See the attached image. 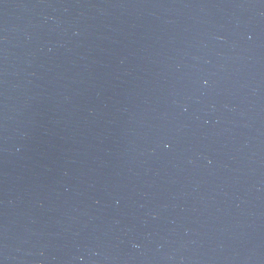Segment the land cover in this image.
<instances>
[{"label": "water", "instance_id": "95a60500", "mask_svg": "<svg viewBox=\"0 0 264 264\" xmlns=\"http://www.w3.org/2000/svg\"><path fill=\"white\" fill-rule=\"evenodd\" d=\"M0 264H264V0H0Z\"/></svg>", "mask_w": 264, "mask_h": 264}]
</instances>
